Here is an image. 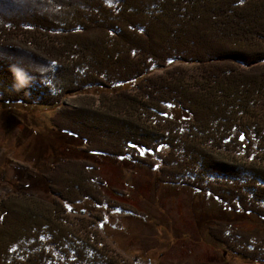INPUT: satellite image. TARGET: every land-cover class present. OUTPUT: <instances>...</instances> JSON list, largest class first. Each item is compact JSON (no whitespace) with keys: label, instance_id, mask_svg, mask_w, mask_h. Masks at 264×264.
Wrapping results in <instances>:
<instances>
[{"label":"trees","instance_id":"16d2710c","mask_svg":"<svg viewBox=\"0 0 264 264\" xmlns=\"http://www.w3.org/2000/svg\"><path fill=\"white\" fill-rule=\"evenodd\" d=\"M67 97L74 109L58 114L85 133L62 130L101 143L84 153L158 160L162 182L264 218V0H0V102ZM67 160L46 177L52 198H0V264H127L96 250L93 229L72 228L63 200H107L92 162Z\"/></svg>","mask_w":264,"mask_h":264},{"label":"rangeland","instance_id":"374dc122","mask_svg":"<svg viewBox=\"0 0 264 264\" xmlns=\"http://www.w3.org/2000/svg\"><path fill=\"white\" fill-rule=\"evenodd\" d=\"M174 64L189 66L179 60ZM130 86H91L85 93L96 97ZM70 99L64 98L58 106L0 102V198L25 189L50 199L53 194L46 177L53 172L51 166L81 158L95 166L90 172L107 203L63 201L72 228L96 231L102 238L96 250H103L107 257L130 264H264V218L237 211L209 193L162 182L163 164L158 160L151 167L146 162L123 163L110 156L88 154L89 148L101 147L100 140L89 133L84 139L62 130L85 133L81 122H69L58 114L64 105L74 109ZM169 112L174 118L188 117L178 107L169 108ZM117 204L127 209L113 207ZM218 240L249 256L234 253Z\"/></svg>","mask_w":264,"mask_h":264},{"label":"flooded vegetation","instance_id":"af4514ba","mask_svg":"<svg viewBox=\"0 0 264 264\" xmlns=\"http://www.w3.org/2000/svg\"><path fill=\"white\" fill-rule=\"evenodd\" d=\"M126 262H127V264H130V262L129 261H127L126 260ZM148 262H150V260L148 259ZM131 264H135V262L134 263H131Z\"/></svg>","mask_w":264,"mask_h":264}]
</instances>
